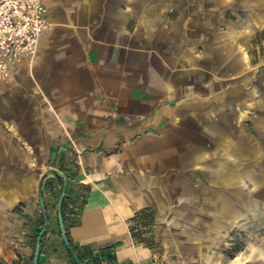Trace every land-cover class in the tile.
I'll list each match as a JSON object with an SVG mask.
<instances>
[{
	"label": "crops",
	"instance_id": "0c3cea01",
	"mask_svg": "<svg viewBox=\"0 0 264 264\" xmlns=\"http://www.w3.org/2000/svg\"><path fill=\"white\" fill-rule=\"evenodd\" d=\"M45 5L37 55L0 81V264H33L41 198L38 264H76L56 170L81 250L111 247L115 264L260 260L258 240L240 260L224 251L264 227V0H221L206 18L184 0ZM236 8L249 20L227 17Z\"/></svg>",
	"mask_w": 264,
	"mask_h": 264
},
{
	"label": "built area",
	"instance_id": "2783aa9c",
	"mask_svg": "<svg viewBox=\"0 0 264 264\" xmlns=\"http://www.w3.org/2000/svg\"><path fill=\"white\" fill-rule=\"evenodd\" d=\"M52 26L45 0H0V81L11 76L14 65L37 55Z\"/></svg>",
	"mask_w": 264,
	"mask_h": 264
},
{
	"label": "rangeland",
	"instance_id": "374dc122",
	"mask_svg": "<svg viewBox=\"0 0 264 264\" xmlns=\"http://www.w3.org/2000/svg\"><path fill=\"white\" fill-rule=\"evenodd\" d=\"M221 1V0H219ZM218 0H184V3L186 5V14H193L192 10L193 7L192 5L195 4L196 5V9L197 6H200V14L205 15V18L207 15H210V12H208V10L211 9L212 3L215 2H219ZM196 12V11H195ZM196 14V13H194ZM220 15L218 17H221L223 15V13H219ZM227 17L228 16H232L234 17L233 20H238L239 22H245L248 19V13L246 11V9H241V8H236L233 11L227 12ZM261 235L260 236H253V237H246L244 234L240 235V234H234L232 235V237L230 236V238H228V246L225 249V258L227 259H231V260H240L241 258H244L245 255L244 251H245V246L246 243L249 240H253V241H260L264 247V227L261 228ZM240 258V259H239ZM250 264H264V253H262L260 260H257L253 263Z\"/></svg>",
	"mask_w": 264,
	"mask_h": 264
},
{
	"label": "trees",
	"instance_id": "16d2710c",
	"mask_svg": "<svg viewBox=\"0 0 264 264\" xmlns=\"http://www.w3.org/2000/svg\"><path fill=\"white\" fill-rule=\"evenodd\" d=\"M65 176L68 180V174L67 173H65ZM59 178H60V180L62 182V186H63L64 178L63 177H59ZM61 191H62V187L60 189V193H61ZM69 203H70V199H69L68 187H67L66 194H65L64 200L62 202V215H63V220H64V225H65V230H66L68 242L71 245V247L76 251L80 260L86 264H115V255L113 254L111 247L102 248L97 253H93L92 249L89 247H86L83 250H81V249H79L73 245V243L69 237V230H68V224H67L68 213L70 211H72L69 207ZM45 208H46V215L44 214L42 216L43 217L42 218V224H41L40 228L38 229V233L36 235L35 241H37V237L39 235V232L42 230V228L44 226L45 216H47V220L49 221V215H48L47 207L45 206ZM56 217H57V222H58V226H59L58 212L57 211H56ZM137 217L138 218L142 217V218H145L147 220H151V219H153V213L149 210H144L142 212H139L137 214ZM146 223H149V221ZM59 230H60V227H59ZM60 234H61V231H60ZM134 234L136 237H138V234L136 232ZM42 246H43V243H41L40 252L42 250ZM34 251H35V247H34ZM69 254L72 257V254L70 251H69ZM33 259H34V254H33ZM72 259H73V257H72Z\"/></svg>",
	"mask_w": 264,
	"mask_h": 264
},
{
	"label": "water",
	"instance_id": "95a60500",
	"mask_svg": "<svg viewBox=\"0 0 264 264\" xmlns=\"http://www.w3.org/2000/svg\"><path fill=\"white\" fill-rule=\"evenodd\" d=\"M54 172L59 174V175H61L64 178V185H63L62 193H61V195L59 197L58 204H57L58 221H59V227H60L62 239H63L66 247L68 248V250L71 252L72 257H73L74 261L76 262V264H86V263H84V262H82L80 260V258L78 256V254L76 253V251L69 244L68 239H67L66 230H65V225H64L63 215H62V202L64 200V197H65V194H66V190H67V184H68L67 178L64 175V173H62L60 171L56 170ZM41 205H42V211L46 215V208H45V205H44V202H43L42 198H41ZM47 226H48V220H47V216H45L44 226H43L42 230L40 231V233L38 235V238H37L33 264H38L41 243H42V239H43L44 233H45V231L47 229Z\"/></svg>",
	"mask_w": 264,
	"mask_h": 264
}]
</instances>
